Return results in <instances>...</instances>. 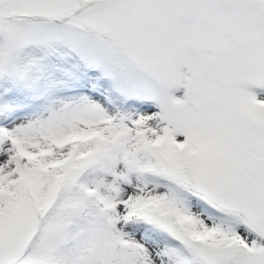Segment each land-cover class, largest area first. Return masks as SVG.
<instances>
[{"label": "snow or ice", "instance_id": "obj_1", "mask_svg": "<svg viewBox=\"0 0 264 264\" xmlns=\"http://www.w3.org/2000/svg\"><path fill=\"white\" fill-rule=\"evenodd\" d=\"M0 264H264V0H0Z\"/></svg>", "mask_w": 264, "mask_h": 264}]
</instances>
